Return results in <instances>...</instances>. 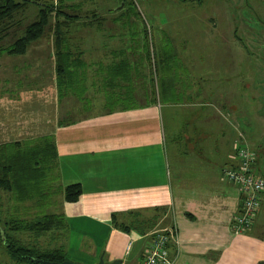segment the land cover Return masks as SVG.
<instances>
[{
  "label": "crops",
  "instance_id": "crops-1",
  "mask_svg": "<svg viewBox=\"0 0 264 264\" xmlns=\"http://www.w3.org/2000/svg\"><path fill=\"white\" fill-rule=\"evenodd\" d=\"M109 55L98 63L106 71L122 60L117 62L115 50ZM6 63L9 74L18 71V60ZM185 65L193 64L187 61ZM129 66L132 68L131 63ZM115 74L101 77L110 81L105 98L107 93L123 99L128 94L133 99L139 97L134 90L131 95L128 91V85L137 80H123ZM190 79L194 80L191 75ZM83 81L87 84L89 80L85 76ZM146 82L147 79L140 96L145 101L135 109H112L106 105L103 110L90 111L89 116L57 128L60 183L64 188L79 184L83 189L78 203H63L69 226L67 242L71 244L67 259L98 264L104 256L106 263L121 260L123 264H140L148 246L144 236L123 233L112 224L113 215L140 213L143 218L157 219L154 232L176 229L177 238L170 251L174 264L264 263V222L259 221L264 196L248 234L235 236L231 228L241 209V195L224 178L223 171L235 166L237 144L255 145L237 121L242 114L235 94L237 88L233 89V101L223 112H211L214 102L195 100L200 97V90L193 91L192 85L174 88L175 98L182 102L156 103L149 98ZM215 90L220 92L219 87ZM212 91L211 96L215 94ZM68 96L75 97L73 93ZM76 99L73 111L86 113L85 104ZM217 114L226 119L227 126L217 128ZM172 215L173 222L160 229ZM258 224L262 234L255 232Z\"/></svg>",
  "mask_w": 264,
  "mask_h": 264
},
{
  "label": "rangeland",
  "instance_id": "rangeland-1",
  "mask_svg": "<svg viewBox=\"0 0 264 264\" xmlns=\"http://www.w3.org/2000/svg\"><path fill=\"white\" fill-rule=\"evenodd\" d=\"M120 2L121 0L41 2L49 4L55 10L63 8L66 14L79 17L76 23L64 31L67 34V44L72 47L75 55H81L87 63V69L80 67L89 80L86 84L89 89L85 90L86 101L83 102L86 113L73 111L77 106L76 97H67L66 92L64 96L62 93L60 95L56 81L57 16L54 12L43 37L31 44L25 55L14 57L0 51V145L14 142L37 145L42 138L55 137L61 124L89 116L90 111L103 110L108 102L109 93L106 98L104 94L110 81H104L101 77L110 74L104 66L99 67L98 63L115 50L117 62L128 59L127 63L132 64L133 71L128 77L131 75V79L137 81L128 85V91L131 95L134 90V95L139 97L131 99L127 92V99H118L112 94L109 98L112 104L117 102L123 106L144 102L145 99L140 96L147 79L150 100H153L152 80L155 81L157 100L174 104L182 100L175 98L173 86L178 88L182 84L183 87L192 85L193 91L200 90L201 98L196 97L195 100L214 102L210 111L219 109L223 112L233 101V89L237 88L235 94L239 97L237 102L242 111L237 121L255 142V145H248L258 154L257 173L264 178V0H202L201 3L187 4L179 0H137L134 5L118 7ZM40 7L42 5L29 2L15 15L5 33L0 34V48L25 35L26 29L38 21ZM142 25L148 30V51L153 60L151 63L147 57ZM11 59L18 60V71L12 70L9 74L10 70L5 69L6 62ZM187 61L193 65H185ZM190 75L194 80L190 79ZM175 80L179 82L178 85H174ZM163 81L168 86L164 92ZM214 87H219L220 92ZM211 90H214L213 96ZM161 93H165L164 99L158 98ZM218 94H228L229 97L220 98ZM214 121L217 128L228 124L218 114ZM58 185L61 183L55 185L56 189ZM56 193L49 200L48 213L64 215V195L60 190ZM40 203L43 205V201ZM40 213L36 201L21 204L10 194L0 190V219L3 222L13 217L32 221ZM173 216H170V220L168 217L160 229H164V225L168 227L169 222H173ZM119 219L125 220L121 217ZM131 220L129 218L127 222L130 223ZM261 220L264 222V205L259 221ZM67 227L69 228L68 224ZM259 227L258 224L255 232L262 234ZM132 232L141 235L137 231ZM150 236H144L147 244ZM19 237L27 244L37 242L43 248L63 246L66 257L69 253L68 246L71 245L67 242L70 240L68 229L63 239L59 237V233L46 235L37 241L30 234ZM0 264H16L4 247H0Z\"/></svg>",
  "mask_w": 264,
  "mask_h": 264
},
{
  "label": "trees",
  "instance_id": "trees-1",
  "mask_svg": "<svg viewBox=\"0 0 264 264\" xmlns=\"http://www.w3.org/2000/svg\"><path fill=\"white\" fill-rule=\"evenodd\" d=\"M42 1L43 0H23V2H20L19 0H0V34L3 32L5 33V30L8 29L7 25L14 21L15 15L20 13L29 2H35L38 6L42 5L39 9L38 21L26 29L24 36L19 39L17 38L14 43L6 47H1L0 51L14 57L25 55L28 47L43 37L45 28L49 25L51 15L56 12V77L60 95L62 93L64 96L65 92L66 96L73 93L75 97L85 103V90L87 89L86 82L83 81L85 79V71L81 72L80 67L86 69L87 64L81 58V55H75L72 47L67 44V34L64 31L65 28H69L71 24L76 23L79 17L66 14L63 8L55 10V8L51 7L49 4L41 3ZM179 1L187 4L201 3L202 0ZM134 3V0H121L118 7H126L134 5ZM120 17L122 18L123 15ZM62 18L64 19L61 20ZM142 28L148 53L147 57L151 63L153 60L151 53L148 51L150 47L149 36L147 34L148 30L145 29V25H142ZM1 41L2 39L0 37V42ZM155 71L157 72L156 68ZM112 72L114 74L116 73L115 75H118V77L123 80H129L131 79V75L128 77V74H132V68L129 66V63L121 62L119 65L113 66L107 71L108 74H112ZM82 76L84 77L81 79ZM154 82L155 81L152 80V96L153 100L157 103L158 100ZM162 86L164 87L163 92L168 89L164 81L162 82ZM81 87H83V90ZM174 88L173 86V91ZM165 93H161L163 96L160 94L158 98L164 99ZM111 97L110 95L107 96V105L109 108L125 107L126 110H129L135 109L138 106L137 104L121 106L117 102H115L116 105L113 103L114 106L109 100ZM255 165L256 163L253 168L256 176L263 178L255 171ZM60 182L59 156L55 137L50 136L42 138V141L37 145H29L21 142L0 145V190L10 194L16 202L21 204L36 201L41 211V215L32 221L22 220L17 217L9 218L4 222L0 219V247H4L14 263L35 264L30 261L31 258L56 263H62L68 260L63 246H59L58 248H43L40 247L37 242L34 244H27L19 237L30 234L36 237L35 241L46 235H54L56 233H59V237L62 239L65 237L68 229L66 218L63 214L48 213L50 207L49 200L54 194H57L56 191L58 192V190H60L64 195L65 203L76 204L83 194V189L79 184L71 185L66 188L62 185H58L56 189L55 185L60 184ZM263 196L264 194L262 198ZM42 201L43 205L40 203ZM242 201L243 198L241 195V207ZM186 216L192 218L190 214H186ZM120 217H123L125 220L120 221ZM129 218L132 219L130 223L127 222ZM155 220L157 219H145L140 213H129L120 216L113 215L112 224L115 229L123 233L129 234L132 231H137L143 236H148L154 231L156 226Z\"/></svg>",
  "mask_w": 264,
  "mask_h": 264
},
{
  "label": "built area",
  "instance_id": "built-area-1",
  "mask_svg": "<svg viewBox=\"0 0 264 264\" xmlns=\"http://www.w3.org/2000/svg\"><path fill=\"white\" fill-rule=\"evenodd\" d=\"M240 140H244L242 135ZM235 160V166L225 169L223 175L237 187L243 198L241 210L231 223L233 234L241 236L248 234L257 220L264 194V179L256 176L253 168L256 155L246 144H237ZM176 238L175 228L152 233L140 264H174L170 251Z\"/></svg>",
  "mask_w": 264,
  "mask_h": 264
},
{
  "label": "water",
  "instance_id": "water-1",
  "mask_svg": "<svg viewBox=\"0 0 264 264\" xmlns=\"http://www.w3.org/2000/svg\"><path fill=\"white\" fill-rule=\"evenodd\" d=\"M30 261H32L35 264H79V263L71 262L69 260L64 261L62 263H56V262H49V261H43V260L31 258ZM98 264H123V262L121 260H118V261H115L113 263H106L104 260V256H102L100 259V262Z\"/></svg>",
  "mask_w": 264,
  "mask_h": 264
}]
</instances>
